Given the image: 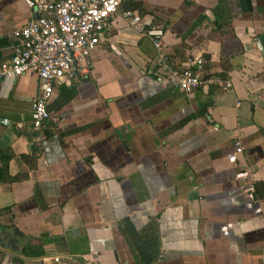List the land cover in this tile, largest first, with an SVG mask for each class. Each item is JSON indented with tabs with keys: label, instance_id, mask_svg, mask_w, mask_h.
I'll return each instance as SVG.
<instances>
[{
	"label": "crops",
	"instance_id": "0c3cea01",
	"mask_svg": "<svg viewBox=\"0 0 264 264\" xmlns=\"http://www.w3.org/2000/svg\"><path fill=\"white\" fill-rule=\"evenodd\" d=\"M125 9L164 29L172 66L201 54L216 82L181 91ZM36 15L0 0V61ZM88 66L53 84L40 134L36 74L0 80V150L26 173L0 180V227L22 233L0 264H264V0L123 2Z\"/></svg>",
	"mask_w": 264,
	"mask_h": 264
},
{
	"label": "built area",
	"instance_id": "2783aa9c",
	"mask_svg": "<svg viewBox=\"0 0 264 264\" xmlns=\"http://www.w3.org/2000/svg\"><path fill=\"white\" fill-rule=\"evenodd\" d=\"M126 1L131 0H25L37 15L12 32L11 55L0 61V80L29 71L36 74L37 91L30 98V125L35 132H42L50 116L48 105L53 84L71 82L77 75L88 73V58L100 35L108 30L110 17ZM121 15L138 35L151 40L156 67L172 78L181 91L192 93L216 82L207 76L203 55L189 54L182 68L174 67L169 55L161 51L164 37L161 26L131 9L123 10ZM225 85L228 87L230 83ZM235 145L240 152V142L236 141Z\"/></svg>",
	"mask_w": 264,
	"mask_h": 264
},
{
	"label": "trees",
	"instance_id": "16d2710c",
	"mask_svg": "<svg viewBox=\"0 0 264 264\" xmlns=\"http://www.w3.org/2000/svg\"><path fill=\"white\" fill-rule=\"evenodd\" d=\"M14 156L13 152H11L8 148L0 150V180L6 182H13L24 179L26 177V173H17L15 175H10L8 172V166L10 159ZM9 208L0 209V213L8 212Z\"/></svg>",
	"mask_w": 264,
	"mask_h": 264
},
{
	"label": "water",
	"instance_id": "95a60500",
	"mask_svg": "<svg viewBox=\"0 0 264 264\" xmlns=\"http://www.w3.org/2000/svg\"><path fill=\"white\" fill-rule=\"evenodd\" d=\"M1 119V118H0ZM2 123H6L1 119ZM22 237V233L16 226H13L9 230L5 227H0V245L6 246L12 250L19 249V239Z\"/></svg>",
	"mask_w": 264,
	"mask_h": 264
}]
</instances>
